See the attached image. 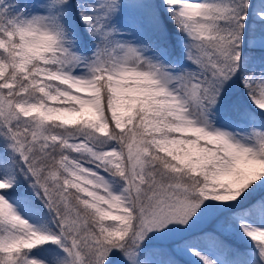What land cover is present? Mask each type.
I'll list each match as a JSON object with an SVG mask.
<instances>
[{"label": "snow or ice", "instance_id": "obj_1", "mask_svg": "<svg viewBox=\"0 0 264 264\" xmlns=\"http://www.w3.org/2000/svg\"><path fill=\"white\" fill-rule=\"evenodd\" d=\"M0 264H264V0H0Z\"/></svg>", "mask_w": 264, "mask_h": 264}]
</instances>
